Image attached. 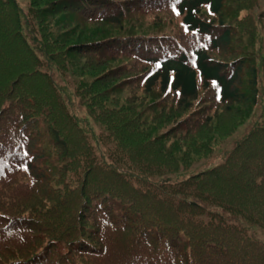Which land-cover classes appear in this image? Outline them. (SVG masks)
Here are the masks:
<instances>
[{
    "label": "trees",
    "instance_id": "16d2710c",
    "mask_svg": "<svg viewBox=\"0 0 264 264\" xmlns=\"http://www.w3.org/2000/svg\"><path fill=\"white\" fill-rule=\"evenodd\" d=\"M248 1L0 0V264H264Z\"/></svg>",
    "mask_w": 264,
    "mask_h": 264
},
{
    "label": "rangeland",
    "instance_id": "374dc122",
    "mask_svg": "<svg viewBox=\"0 0 264 264\" xmlns=\"http://www.w3.org/2000/svg\"><path fill=\"white\" fill-rule=\"evenodd\" d=\"M18 8L20 9L21 13L25 14L27 12V6H28V0H15ZM248 9L245 11L246 16L248 17V26H250L252 29H254L256 36L254 38V53L256 56V59L262 55V60L260 62L259 71L257 72L259 77V101L256 106V111L261 113L264 109V90L262 87V81L264 80L263 70H264V0H250L248 1L247 5ZM76 115L78 116V119L94 131L98 132V129H101V126L97 125L83 110L80 108V106L74 102V108ZM247 131L246 125L237 127L236 131L221 140L220 144L216 148L213 155L200 160L199 162L193 164L192 166H189L186 169H179L175 172H165L163 173V176L167 177L169 182H176L181 181L189 176H192L194 174H197L198 172H201L208 168V166L211 165H217L221 162V159H219L218 156H220L219 153L221 152H227L229 151L232 146L235 144L236 141H238ZM229 222H232L233 224L239 225L242 224L240 220L236 218H230ZM244 226V225H241ZM244 229L246 233L253 238L255 241L261 243L264 245V231L261 229H258L256 226H244Z\"/></svg>",
    "mask_w": 264,
    "mask_h": 264
}]
</instances>
